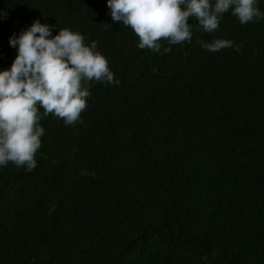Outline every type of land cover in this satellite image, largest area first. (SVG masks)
Instances as JSON below:
<instances>
[{
    "label": "trees",
    "instance_id": "obj_1",
    "mask_svg": "<svg viewBox=\"0 0 264 264\" xmlns=\"http://www.w3.org/2000/svg\"><path fill=\"white\" fill-rule=\"evenodd\" d=\"M0 264H264V0H0Z\"/></svg>",
    "mask_w": 264,
    "mask_h": 264
},
{
    "label": "clouds",
    "instance_id": "obj_2",
    "mask_svg": "<svg viewBox=\"0 0 264 264\" xmlns=\"http://www.w3.org/2000/svg\"><path fill=\"white\" fill-rule=\"evenodd\" d=\"M242 2L244 9H245V2L246 0H239ZM243 12V11H242ZM240 13V12H239ZM232 17V16H231ZM216 19V20H215ZM223 18H213V16H211L210 18L207 19V24L205 25V19H204V25L202 24L201 27H205L206 29L212 28L213 24L215 25V28H220L221 26V21ZM211 26V27H210ZM223 27V26H222ZM221 27V28H222Z\"/></svg>",
    "mask_w": 264,
    "mask_h": 264
}]
</instances>
